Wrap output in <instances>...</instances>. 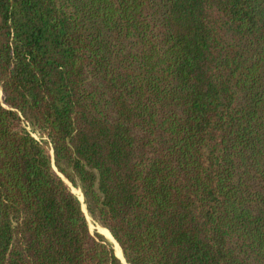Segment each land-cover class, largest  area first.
Here are the masks:
<instances>
[{
    "label": "trees",
    "instance_id": "obj_1",
    "mask_svg": "<svg viewBox=\"0 0 264 264\" xmlns=\"http://www.w3.org/2000/svg\"><path fill=\"white\" fill-rule=\"evenodd\" d=\"M72 187L127 264H264V0H0V264H124Z\"/></svg>",
    "mask_w": 264,
    "mask_h": 264
},
{
    "label": "rangeland",
    "instance_id": "obj_2",
    "mask_svg": "<svg viewBox=\"0 0 264 264\" xmlns=\"http://www.w3.org/2000/svg\"><path fill=\"white\" fill-rule=\"evenodd\" d=\"M31 128V127H30ZM34 134H36V133H34ZM37 135V134H36ZM69 181V180H68ZM73 188V187H72ZM73 190H74V192L80 197V199L82 200L81 202H83L84 203V205H83V208L85 209V213H86V211H87V213L90 215V217H91V221L88 219V217H87V219H88V221H89V225H90V227H91V229L93 230V231H96V228H98V229H100V231H101V229H102V231L103 232H105L104 230H103V228H102V226L93 218V216L90 214V212L88 211V208H87V204H86V202H84L85 201V199H84V197L81 195V194H79L78 192H77V190L75 189V188H73ZM83 193V192H82ZM84 195V194H83ZM86 216H87V214H86ZM102 232V233H103ZM105 235V234H104ZM110 239V238H109ZM114 243V242H113ZM115 245V244H114ZM120 246V245H119ZM121 248V247H120ZM116 247L114 246V251L116 252ZM122 250V249H121Z\"/></svg>",
    "mask_w": 264,
    "mask_h": 264
},
{
    "label": "bare ground",
    "instance_id": "obj_3",
    "mask_svg": "<svg viewBox=\"0 0 264 264\" xmlns=\"http://www.w3.org/2000/svg\"><path fill=\"white\" fill-rule=\"evenodd\" d=\"M82 201V200H81ZM85 208V207H84ZM85 210V209H84ZM86 214H87V217H88V219L91 221V217H90V215L87 213V211H86ZM100 230V229H99ZM101 231H102V229H101ZM103 232V231H102ZM103 234H105L108 238H110V240L112 241V242H114L113 244H115V247L117 248V255L119 256L118 258H120L122 261H124L125 262V264H127L126 263V260L124 259V256H123V253H122V250H121V248H120V246L118 245V243L116 242V240L110 235V234H108V233H106V232H103ZM114 246V245H113ZM116 254V253H115Z\"/></svg>",
    "mask_w": 264,
    "mask_h": 264
},
{
    "label": "water",
    "instance_id": "obj_4",
    "mask_svg": "<svg viewBox=\"0 0 264 264\" xmlns=\"http://www.w3.org/2000/svg\"><path fill=\"white\" fill-rule=\"evenodd\" d=\"M69 183V182H68ZM70 184V183H69ZM71 186V185H70ZM73 190V189H72ZM74 191V190H73ZM80 198V197H79ZM84 209V208H83ZM85 211V210H84ZM100 224V223H99ZM102 225V224H101ZM91 229V228H90ZM91 231H92V233H94V231L91 229ZM96 231H98V233H100V234H102V235H104L103 233H102V231H100L98 228H96ZM111 243H113L106 235H104ZM120 245V244H119ZM121 247V246H120ZM122 249V248H121ZM122 253H123V251H122ZM117 256V255H116ZM123 256H124V254H123ZM118 257V256H117ZM124 259L126 260V258H125V256H124ZM121 260V259H120ZM122 261V260H121ZM124 264H125V262L124 261H122Z\"/></svg>",
    "mask_w": 264,
    "mask_h": 264
}]
</instances>
